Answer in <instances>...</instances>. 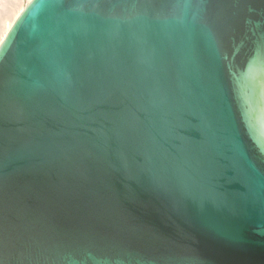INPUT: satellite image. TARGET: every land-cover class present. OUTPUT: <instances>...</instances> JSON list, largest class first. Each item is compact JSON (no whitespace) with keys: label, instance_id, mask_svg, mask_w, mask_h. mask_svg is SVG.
Instances as JSON below:
<instances>
[{"label":"water","instance_id":"1","mask_svg":"<svg viewBox=\"0 0 264 264\" xmlns=\"http://www.w3.org/2000/svg\"><path fill=\"white\" fill-rule=\"evenodd\" d=\"M0 264H264V0H30Z\"/></svg>","mask_w":264,"mask_h":264},{"label":"bare ground","instance_id":"2","mask_svg":"<svg viewBox=\"0 0 264 264\" xmlns=\"http://www.w3.org/2000/svg\"><path fill=\"white\" fill-rule=\"evenodd\" d=\"M30 0H26L23 3L14 6V0H0V42L5 36L6 32L10 29L13 21L19 15V13L23 10L24 6ZM9 20L1 25V22ZM4 31L2 34L1 32Z\"/></svg>","mask_w":264,"mask_h":264},{"label":"rangeland","instance_id":"3","mask_svg":"<svg viewBox=\"0 0 264 264\" xmlns=\"http://www.w3.org/2000/svg\"><path fill=\"white\" fill-rule=\"evenodd\" d=\"M24 1H26V0H14V2H15L14 6H17L18 4L23 3ZM6 21H9V20H5V21L1 22V25H3V23L6 22ZM3 32L4 31H2L1 34Z\"/></svg>","mask_w":264,"mask_h":264}]
</instances>
